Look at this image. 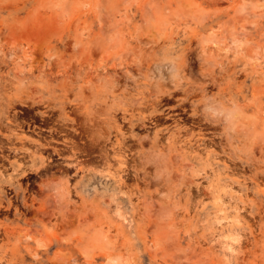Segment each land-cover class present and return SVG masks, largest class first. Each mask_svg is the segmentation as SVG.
<instances>
[{
    "label": "rangeland",
    "instance_id": "1",
    "mask_svg": "<svg viewBox=\"0 0 264 264\" xmlns=\"http://www.w3.org/2000/svg\"><path fill=\"white\" fill-rule=\"evenodd\" d=\"M188 1L0 0V264H264V0Z\"/></svg>",
    "mask_w": 264,
    "mask_h": 264
},
{
    "label": "bare ground",
    "instance_id": "2",
    "mask_svg": "<svg viewBox=\"0 0 264 264\" xmlns=\"http://www.w3.org/2000/svg\"><path fill=\"white\" fill-rule=\"evenodd\" d=\"M154 1H156V0H154ZM178 1H182L181 2V7H179V5L178 4H176V5H178V10H177V7H175V10H173L174 11V14L173 15H175L176 13H178V11L180 10V12L182 13V12H186V11H189L190 9V4H189V1L188 0H178ZM263 0H249L247 3H245V4H243L242 5V10L243 11H245V13L246 12H251L252 13V11H253V8H254V6H256V5H258L260 2H262ZM106 3H108V2H106ZM153 3V2H152ZM179 3V2H178ZM180 4V3H179ZM111 5V4H110ZM153 5V4H152ZM189 5V6H188ZM106 6V5H105ZM185 6H186V8H185ZM187 6H188V8H187ZM110 7H113L112 5L110 6ZM168 6L163 2V0H161V1H159L158 0V2L156 3V4H154L153 6H150V18H153V19H155L156 21H158V22H166V20L170 17V15L171 16H173L172 15V13L168 10V8H167ZM174 7V6H173ZM194 9V8H193ZM192 9V10H193ZM110 10V9H109ZM197 11V10H196ZM176 12V13H175ZM199 12H200V10H199ZM199 12H197V13H199ZM196 13V14H197ZM243 13V12H242ZM254 13V12H253ZM252 13V14H253ZM251 14V15H252ZM179 15V14H178ZM184 15V14H183ZM110 16V15H109ZM175 16H177V15H175ZM149 18V19H150ZM245 18V17H244ZM248 18V17H247ZM148 19V20H149ZM170 19V18H169ZM171 19H173V18H171ZM146 21V20H145ZM151 24V23H150ZM111 25V24H110ZM110 25H108L109 27H110ZM147 25V24H146ZM228 25H229V23H228ZM112 26V25H111ZM148 26V25H147ZM152 26V25H151ZM157 26V25H156ZM160 26V25H159ZM110 29V28H109ZM233 29V28H232ZM227 30V29H226ZM231 30V29H230ZM234 31V30H233ZM113 32V31H112ZM228 32H230V31H228ZM236 32V31H235ZM231 33V32H230ZM238 33V32H237ZM108 35H109V33H108ZM115 35V34H114ZM237 36H238V34H236ZM111 36V35H110ZM209 37H212L211 35H209ZM220 37V36H219ZM223 37V36H222ZM239 37V36H238ZM234 38V37H233ZM214 39V38H213ZM235 39V38H234ZM237 39V38H236ZM116 41H117V39H116ZM251 130V129H250ZM252 132H253V130H252ZM257 132H259V131H257ZM251 133V132H250ZM253 135V134H252ZM255 135H256V133H255ZM254 136V135H253ZM11 138V137H10ZM9 138V139H10ZM13 138V137H12ZM15 144V143H14ZM2 145V144H1ZM4 145V144H3ZM2 145V146H3ZM8 145H10V144H8ZM11 145H12V143H11ZM6 146V145H5ZM4 146V147H5ZM10 148V147H9ZM6 149V148H5ZM28 149V148H27ZM2 150V149H1ZM11 150L15 153V152H18V147H13V146H11ZM9 153H11V152H9ZM19 153V152H18ZM2 155H3V153H2ZM40 157L41 158H44V156H42V155H40ZM59 197V196H58ZM61 198V197H60ZM165 206V205H164ZM163 208V207H162ZM166 210V209H165ZM167 223V222H166ZM160 227V226H159ZM163 227V226H162ZM158 228V227H157ZM165 228H167V227H165ZM86 229H88V228H86ZM169 229V228H168ZM83 230H85V229H83ZM172 230V229H171ZM89 231H90V229H89ZM166 232V231H165ZM162 233V232H161ZM166 233H168V231L166 232ZM172 233V232H171ZM108 233L107 232H105V231H103L101 228H97V229H95L94 231H91V232H88V233H86L84 236H83V239H82V241H80V242H83V247L86 249L85 251L87 252L88 251V249L90 248H92V246L91 245H93L94 244V246H99V245H101V246H103V245H105V246H107L106 245V243L108 242V240H109V238L110 237H108ZM161 235V234H160ZM163 237H164V235H163ZM82 238V237H81ZM80 238V239H81ZM166 242V241H165ZM110 244H111V240H110ZM170 244V243H169ZM168 244V245H169ZM105 246H103V247H105ZM166 246V245H165ZM108 247V246H107ZM168 248V247H167ZM90 249H89V251H90ZM93 249V248H92ZM172 249V248H171ZM175 249V248H174ZM117 255V254H116ZM120 256V255H119ZM118 257V256H117ZM121 257V256H120ZM120 257H118L119 259H120ZM115 258V257H114ZM118 259V260H119ZM117 260V258L116 259H113V258H109L108 260H107V262H106V264H119V261ZM192 264H199V263H192Z\"/></svg>",
    "mask_w": 264,
    "mask_h": 264
},
{
    "label": "flooded vegetation",
    "instance_id": "3",
    "mask_svg": "<svg viewBox=\"0 0 264 264\" xmlns=\"http://www.w3.org/2000/svg\"><path fill=\"white\" fill-rule=\"evenodd\" d=\"M14 111L15 112H18V115L20 117H19V119H17V121L20 122L23 125V127H24L23 129L24 130L32 131L33 128L30 127L31 125L33 127H37V130H35L34 132H38L40 130H48V128L40 127L38 124L32 123V122H35V119L30 117V113L26 109H24V108H18V109H15ZM5 133L6 132L3 131L0 128V164H3L4 163V160H8V156L10 155L9 152L14 153L11 150V146H13V145H11V144L8 145L9 144L8 143L9 140H8V137H6L4 135ZM1 144L2 145L4 144V145L2 146ZM2 153H3V155H2Z\"/></svg>",
    "mask_w": 264,
    "mask_h": 264
}]
</instances>
